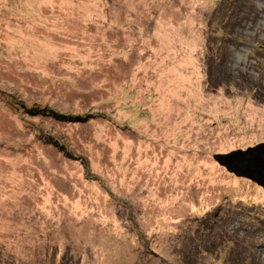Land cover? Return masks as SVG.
<instances>
[{"label":"rangeland","instance_id":"374dc122","mask_svg":"<svg viewBox=\"0 0 264 264\" xmlns=\"http://www.w3.org/2000/svg\"><path fill=\"white\" fill-rule=\"evenodd\" d=\"M264 0H0V264H264Z\"/></svg>","mask_w":264,"mask_h":264},{"label":"water","instance_id":"95a60500","mask_svg":"<svg viewBox=\"0 0 264 264\" xmlns=\"http://www.w3.org/2000/svg\"><path fill=\"white\" fill-rule=\"evenodd\" d=\"M214 160L229 173L238 177L248 178L256 185L264 187V142L235 149L229 153L213 154Z\"/></svg>","mask_w":264,"mask_h":264}]
</instances>
